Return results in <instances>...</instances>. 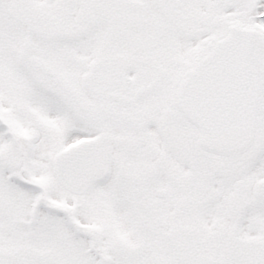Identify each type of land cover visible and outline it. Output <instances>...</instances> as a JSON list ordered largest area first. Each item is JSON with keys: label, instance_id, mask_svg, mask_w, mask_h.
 <instances>
[{"label": "snow or ice", "instance_id": "6c2138e0", "mask_svg": "<svg viewBox=\"0 0 264 264\" xmlns=\"http://www.w3.org/2000/svg\"><path fill=\"white\" fill-rule=\"evenodd\" d=\"M0 264H264V0H0Z\"/></svg>", "mask_w": 264, "mask_h": 264}]
</instances>
